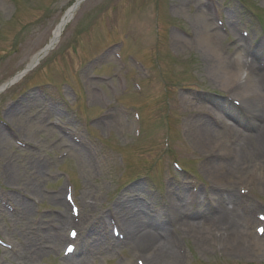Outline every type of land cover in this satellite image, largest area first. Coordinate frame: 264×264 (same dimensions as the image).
I'll list each match as a JSON object with an SVG mask.
<instances>
[{
    "label": "rangeland",
    "instance_id": "rangeland-1",
    "mask_svg": "<svg viewBox=\"0 0 264 264\" xmlns=\"http://www.w3.org/2000/svg\"><path fill=\"white\" fill-rule=\"evenodd\" d=\"M76 1L0 0V125H7L10 131L9 144L0 155V199L5 202V197L13 196L33 209L24 221L25 232L38 233L40 227L45 228L48 221L45 217L54 216L62 208L45 199L27 200L25 193L16 189L19 183L5 182L4 168L10 159L15 161L21 176L28 170L31 156L37 161H49L45 181L39 185L42 195L59 192L62 200L68 177L74 183L73 195L81 211V221L90 219L98 227L97 216L107 214L116 199L137 195L131 193L135 184L146 189L149 195L143 203L153 212L170 205L168 185L184 182L189 191H207L211 181L202 171L207 155L193 143L187 130L188 120L199 114H202L200 118L212 120L214 113L210 109L215 105L214 100L232 97L210 75V62L195 45L202 26L198 23L193 26L192 22L199 15L200 4L209 3L205 18L213 20L212 14H217L227 29L218 44L219 52L225 57L232 58L240 51V43L235 40L239 30L248 32L251 51L264 39V0H83L55 46L37 66L2 91L1 87L15 79L32 57L49 44L56 27ZM173 35L186 42L177 43ZM115 55H119L120 61ZM261 60L264 63V53ZM135 82L141 91L134 90ZM68 85L74 88V95ZM29 95L38 97L42 107L28 109L22 115V122L38 121L53 131L51 135L21 134L7 119L6 111ZM187 96H193L190 98L193 103H198L197 96L204 98L205 103H198L200 110H194L184 102ZM133 109L141 118L137 138L132 128ZM50 110L57 114L51 116ZM230 125L221 126L218 131L226 145L238 149L241 141L233 140L235 134ZM245 125L250 127L248 123ZM65 131L75 133L82 141L90 160L87 159L88 174L69 157H62L64 147L54 148ZM246 131L252 134L255 127ZM108 135L110 138L105 140ZM162 137L168 138L166 149ZM15 138L27 147L16 145ZM67 141L71 142L69 138ZM172 161L186 172L174 169ZM243 172L246 176L250 174L247 169ZM254 183L250 185L246 202L260 208L256 201L264 203V191ZM84 190L91 197L85 207L78 199ZM208 199L194 209L205 210ZM1 206L0 236L12 249L0 247V264H62L61 244L55 252L41 258L23 259L18 246L24 234L18 231L22 227L16 226V217ZM63 227L65 234L68 225ZM189 227L173 228L183 238L180 264H264V256L250 257L234 248H224L218 241L203 240L202 247L192 238L196 228ZM96 255L89 258L88 264L92 261L94 264H134L140 254L131 253L125 244H118ZM73 258L76 255L70 260Z\"/></svg>",
    "mask_w": 264,
    "mask_h": 264
},
{
    "label": "bare ground",
    "instance_id": "bare-ground-1",
    "mask_svg": "<svg viewBox=\"0 0 264 264\" xmlns=\"http://www.w3.org/2000/svg\"><path fill=\"white\" fill-rule=\"evenodd\" d=\"M208 7L210 8L208 3L200 4L197 12L199 15L192 22L193 26L196 23L202 26L201 33L199 32L196 36L195 45L200 53L205 55V59L210 62L209 73L217 80L219 88L230 92L231 97L239 101L241 105V109H237L228 104V109L224 110L222 104L225 101L223 99L214 100L215 105L210 109L214 113L212 120L200 118L202 114L193 120H188L187 130L193 143L204 150L207 155L202 171L211 181V187L207 193V197L210 199L208 206L205 207V210L194 209V205L201 206L206 196L202 190L196 193L188 191L186 184L181 182L178 186L168 185L167 193L170 205L154 210L155 214H153L152 208L143 203V199H148L145 196L149 194L142 185L135 184L131 187V193H137V195L129 194L121 199H116L111 204L109 213L97 216L96 221L99 227L94 226L92 221L83 224L82 232L77 235L76 239L81 238L80 242L83 244V249L79 250V253L88 249L87 256L81 253L78 256L82 257L74 260L63 258L62 264H88L89 258H96L98 256L96 254H100L104 250L108 251L113 245L120 243H125L131 253L140 254L138 259H141L144 264H180L182 256L179 255L176 234L173 230L174 227L180 228V226H185L188 229L191 228L189 226L196 228L197 231L193 232L192 238L202 247L203 240L206 242L218 241L222 247L234 248L250 257L264 256V234L258 237L256 233L250 232L251 225L257 223L252 215L253 205L246 202L245 198L237 191V187L250 182V175L255 177L254 185L264 191V69L255 68L253 59L245 54L242 55L241 49L245 50L244 38L242 40L240 37L236 38V41L240 43L238 48L241 51L235 52L232 58L225 57L219 52L218 44L222 42L224 36L212 22L207 23L210 22L209 18H205L208 15ZM72 14L73 12L69 11L56 27L51 41L55 42L60 36ZM173 39L177 40L176 42L179 44L186 42L174 35ZM256 46L257 49H254L252 55H262L264 39L259 41ZM37 61H39L38 54L32 57L28 65H34ZM192 97L190 96V98ZM190 98L187 96L183 100L188 106H193L194 110H200L199 104L205 103L204 98L196 97L199 104L193 103ZM35 107L41 108L42 101L38 97L29 95L18 105L11 106L6 111V117L21 134L28 136L33 134L51 135L53 131L40 125L38 121L31 124L27 121L22 122V115L28 109ZM202 108L205 109V107ZM49 114L53 116L57 114V111L50 110ZM242 120L250 125L249 128L255 127V132L247 134L245 129L233 125V134H235L233 140L241 141L239 148L234 149L226 145L218 128L223 125L227 126V123L232 125L235 122H243ZM8 144V135L0 127L1 156ZM62 147L68 150L66 157L75 161L83 172L88 174L90 167L84 148L71 142L68 143L65 137L54 148ZM54 148L49 147L50 150ZM50 164L47 160L37 161L31 156L27 166L28 170L25 171L24 176L17 172L14 160L10 159L5 164V182L9 185L19 183L20 186L16 189L25 193L26 199H45L52 205L62 208L54 216L45 217L48 219L45 228L40 227L38 233L37 231L25 232L23 226L25 227L26 223L24 221L33 209L28 203L16 200L13 196L5 197L7 202L11 201L15 204L14 224L21 226L22 229L18 231L24 233L22 242L19 245L16 243L19 246L21 257L25 260L33 257L41 258L47 253L55 252L60 244L67 241L62 233L63 226L71 224L73 221V217L68 215L65 209L66 204L61 200L59 192L49 196L42 195L39 185L45 181V174L50 168ZM244 168L250 173L248 176L243 172ZM78 199L85 207L89 204L86 201L91 197L89 198V192L84 190L81 191ZM94 204L91 202V205ZM108 217L117 224L119 234L123 235V241L114 239V236L109 233V226L106 223ZM50 223H53L54 226ZM57 224L59 228L55 227ZM213 231L218 234L212 233Z\"/></svg>",
    "mask_w": 264,
    "mask_h": 264
},
{
    "label": "water",
    "instance_id": "water-1",
    "mask_svg": "<svg viewBox=\"0 0 264 264\" xmlns=\"http://www.w3.org/2000/svg\"><path fill=\"white\" fill-rule=\"evenodd\" d=\"M54 45V43H52L48 48H51Z\"/></svg>",
    "mask_w": 264,
    "mask_h": 264
},
{
    "label": "snow or ice",
    "instance_id": "snow-or-ice-1",
    "mask_svg": "<svg viewBox=\"0 0 264 264\" xmlns=\"http://www.w3.org/2000/svg\"><path fill=\"white\" fill-rule=\"evenodd\" d=\"M73 235H75V233H73Z\"/></svg>",
    "mask_w": 264,
    "mask_h": 264
}]
</instances>
